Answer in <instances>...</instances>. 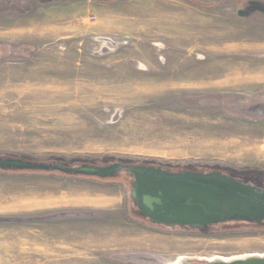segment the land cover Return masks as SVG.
<instances>
[{
	"label": "rangeland",
	"instance_id": "rangeland-1",
	"mask_svg": "<svg viewBox=\"0 0 264 264\" xmlns=\"http://www.w3.org/2000/svg\"><path fill=\"white\" fill-rule=\"evenodd\" d=\"M0 157L264 184V0H0ZM132 181L0 170V264L264 255V227L153 225Z\"/></svg>",
	"mask_w": 264,
	"mask_h": 264
},
{
	"label": "water",
	"instance_id": "water-1",
	"mask_svg": "<svg viewBox=\"0 0 264 264\" xmlns=\"http://www.w3.org/2000/svg\"><path fill=\"white\" fill-rule=\"evenodd\" d=\"M238 15L243 17L245 12L239 11ZM0 170L57 172L100 180L126 173L133 179L129 196L134 207L141 218L155 226L192 230L222 224L264 227V189L218 171L184 170L176 173L160 167L120 163L67 167L10 157H0ZM126 260L139 264H163L142 255L127 256ZM180 264H193V261L186 258ZM203 264H264V255L216 258L203 260Z\"/></svg>",
	"mask_w": 264,
	"mask_h": 264
},
{
	"label": "flooded vegetation",
	"instance_id": "flooded-vegetation-1",
	"mask_svg": "<svg viewBox=\"0 0 264 264\" xmlns=\"http://www.w3.org/2000/svg\"><path fill=\"white\" fill-rule=\"evenodd\" d=\"M119 177V176H118ZM116 177V178H118ZM116 178H112V180L116 179ZM235 179H238L239 181H242V182H245V183H256L257 186L261 187L264 189V184L262 183H259L258 180H256V178L254 179L253 182H248V177H245V178H237L236 176H234ZM157 227H161V228H165V229H170V228H166V227H163V226H157ZM252 227H259V226H252ZM211 228V226L209 227H204V228H201V229H196V230H192V229H189V228H181V227H175V228H172L173 230L174 229H178V230H183V231H190V232H204L206 229H209ZM193 264H203V261H197V262H193Z\"/></svg>",
	"mask_w": 264,
	"mask_h": 264
},
{
	"label": "trees",
	"instance_id": "trees-1",
	"mask_svg": "<svg viewBox=\"0 0 264 264\" xmlns=\"http://www.w3.org/2000/svg\"><path fill=\"white\" fill-rule=\"evenodd\" d=\"M41 163H46V164H52V163H58V164H63L67 167H74V165H70L67 163L66 160H64L63 158H51L48 162H41ZM122 164H125V165H135L133 164L132 162H122ZM168 166H166L164 169H167ZM168 170H171V168H168ZM173 170V169H172ZM8 172V171H7ZM15 172H20V171H15ZM24 172H27V171H24ZM45 173H56V172H45ZM62 174V173H61ZM66 176V174H64ZM69 176V175H67ZM90 178V177H89ZM92 178V177H91ZM106 180H109V179H106ZM112 180V179H110ZM105 181V180H104Z\"/></svg>",
	"mask_w": 264,
	"mask_h": 264
},
{
	"label": "bare ground",
	"instance_id": "bare-ground-1",
	"mask_svg": "<svg viewBox=\"0 0 264 264\" xmlns=\"http://www.w3.org/2000/svg\"><path fill=\"white\" fill-rule=\"evenodd\" d=\"M244 257V256H243ZM236 258V257H235ZM233 259V258H232ZM183 260V259H182ZM182 260H179L178 262H176L175 264H180Z\"/></svg>",
	"mask_w": 264,
	"mask_h": 264
},
{
	"label": "crops",
	"instance_id": "crops-1",
	"mask_svg": "<svg viewBox=\"0 0 264 264\" xmlns=\"http://www.w3.org/2000/svg\"><path fill=\"white\" fill-rule=\"evenodd\" d=\"M33 202H36L35 200Z\"/></svg>",
	"mask_w": 264,
	"mask_h": 264
}]
</instances>
